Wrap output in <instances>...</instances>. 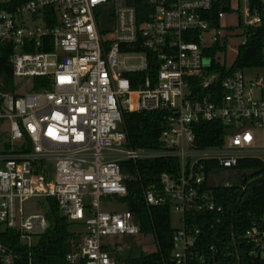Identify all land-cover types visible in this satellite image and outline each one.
<instances>
[{"label":"built area","instance_id":"1","mask_svg":"<svg viewBox=\"0 0 264 264\" xmlns=\"http://www.w3.org/2000/svg\"><path fill=\"white\" fill-rule=\"evenodd\" d=\"M236 11L237 24L222 27ZM261 26L264 0H0V43L12 47L14 86L0 85V223L30 248L48 226L50 198L82 226L68 264H117L126 239L140 236L126 208L100 210L103 199L127 194L121 163L173 158L175 171L141 192L148 209L168 206L179 215L162 264L216 263V248L203 246L201 226L188 225L187 215L221 211L210 188L223 182L216 166L250 158L264 166V76L246 74L264 67L220 78L215 65L228 70V45L239 37L245 43ZM216 44L224 49L212 54ZM34 77L46 86L31 90ZM141 111L164 114L157 149L128 146L123 113ZM204 121L226 126L221 144L196 142ZM30 200L37 210L27 214ZM242 240L247 256L264 259V213ZM16 260L0 242V264Z\"/></svg>","mask_w":264,"mask_h":264},{"label":"trees","instance_id":"2","mask_svg":"<svg viewBox=\"0 0 264 264\" xmlns=\"http://www.w3.org/2000/svg\"><path fill=\"white\" fill-rule=\"evenodd\" d=\"M143 3V0H142ZM142 4L137 6L139 20L146 16L141 14ZM110 20L104 16L103 20ZM101 27V26H100ZM108 28H100L104 33ZM224 47L214 45L212 54ZM12 47L8 42L0 43V85L2 90L13 91V75L9 56ZM221 68L220 78L226 77L232 70L264 67V26L250 29L245 43L237 48V54L227 70ZM142 72L140 75H144ZM129 77L134 74H127ZM42 77H34L31 90L46 86ZM164 114L160 111H141L138 113L124 112L123 122L127 134L128 146L132 148L157 149L160 147L159 134L163 127ZM196 142L200 146H215L223 141L227 128L217 121H204L197 125ZM122 170L127 178V194L118 200L122 201L140 227V236H152L155 250L144 252L136 246L135 238H127L128 249L114 254L117 264H162L170 250L171 234L170 209L166 207H151L148 209L142 198V188L158 183L161 172H174L177 160L173 158H157L122 162ZM215 164L211 163L210 169ZM214 172L222 176L220 185L210 186L215 200L221 205L219 213L202 215L189 213L187 224L198 223L202 228L201 240L204 247L209 245L217 250V262L210 259L211 264H264V259L246 255L247 246L242 240V234L249 222L264 213V166L258 159H240L235 167H215ZM207 170H209L207 168ZM249 171V174H242ZM44 211L48 226L46 230L36 235L28 248L20 239L18 233L6 228L0 223V242L15 250V264H68L66 254L77 245L82 230L80 223L69 222L60 215L55 202L48 199ZM125 240V239H124ZM81 264V263H79Z\"/></svg>","mask_w":264,"mask_h":264},{"label":"rangeland","instance_id":"3","mask_svg":"<svg viewBox=\"0 0 264 264\" xmlns=\"http://www.w3.org/2000/svg\"><path fill=\"white\" fill-rule=\"evenodd\" d=\"M239 18V12L236 11L233 14L226 15L225 18L222 20L221 25L222 27L226 26H235L237 24ZM243 37H239L236 40H233L229 45L226 52V63L231 64L234 57L237 54V48L242 43ZM131 63L138 64L139 60L131 61ZM247 75L251 76H264V69H253L246 72ZM218 178H222V176H218ZM25 212L31 213L37 210L34 201L30 200L25 202L24 204ZM125 204L118 200V199H103L100 203V210L107 211V212H117L125 209ZM170 225L172 228H179L180 227V220L179 215L175 213H171L170 217ZM136 246H138L144 252H151L155 250V245L152 240V236H139L135 238Z\"/></svg>","mask_w":264,"mask_h":264}]
</instances>
